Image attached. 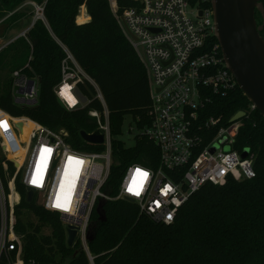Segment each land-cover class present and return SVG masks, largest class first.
<instances>
[{
  "label": "trees",
  "instance_id": "1",
  "mask_svg": "<svg viewBox=\"0 0 264 264\" xmlns=\"http://www.w3.org/2000/svg\"><path fill=\"white\" fill-rule=\"evenodd\" d=\"M26 1L45 3L46 23L37 20L24 37L0 49V72L10 67L11 75L22 69L36 75L40 80L38 102L34 106L18 104L12 93L11 77L6 83L0 77V109L11 117L28 118L61 132L77 151L102 152L103 146L89 144L80 135L98 128L89 116L91 110H102L94 87L87 81L77 85L76 94L85 107L71 111L54 93L61 81L66 49L98 85L109 111L113 160L103 191L115 197L129 165L159 164L158 148L147 137L137 136L132 147H127L121 138L128 117L139 130L151 124L145 68L106 0H0V17ZM189 1L193 7L212 9V0ZM118 2L121 9L132 5L131 0ZM261 2L264 6V0ZM83 6L89 20L78 24ZM83 17L80 15L78 20H84ZM255 18L258 27H263L260 35L264 39V17L257 11ZM210 42L218 43L215 35H211ZM27 64L31 69L25 68ZM250 106L236 86L226 95H211L202 116L219 119V127L227 126L238 112L246 114L235 148L240 152L250 150L255 177L242 182L229 179L221 186L204 185L180 207L170 225L152 221L127 199L102 200V219L96 212L97 204L89 231L94 264H264V118L258 110L250 111ZM3 161L0 148L2 177ZM16 189L21 196L20 208L32 212L52 229V237L40 239L41 225L24 224L19 219L16 232L23 241L26 257L40 264H90L78 244L67 248L60 216L46 211L36 198L28 203L27 190L19 182Z\"/></svg>",
  "mask_w": 264,
  "mask_h": 264
},
{
  "label": "built area",
  "instance_id": "2",
  "mask_svg": "<svg viewBox=\"0 0 264 264\" xmlns=\"http://www.w3.org/2000/svg\"><path fill=\"white\" fill-rule=\"evenodd\" d=\"M106 1L142 62L150 87L151 124L144 130L131 125L128 133L135 140L142 135L152 141L159 151V164H131L115 197L103 191L113 160L109 111L98 85L65 49L67 57L54 93L71 111L85 107L76 94L77 85L87 81L94 87L102 110H91L89 116L97 123L95 131L104 137L99 145L104 150L77 151L61 132L28 118L11 117L0 109V148L4 157L3 177L0 175V264H40L26 257L16 232L19 219L30 212L20 208L17 182L27 191L32 189L38 204L58 214L64 226L77 230L74 245L78 244L89 263L94 264L88 235L98 202L132 199L152 221L170 225L180 207L204 185L221 186L229 179L242 182L255 177L253 155L249 153L243 159L244 151L235 148L241 120L218 127L219 119L202 116L211 95H226L237 86L219 43L210 42L211 35H215L212 9L193 7L189 0H131L132 5L124 9L118 0ZM31 5L35 9L33 23L17 38L24 37L37 20L46 23L45 3ZM25 68L31 69L29 64ZM11 79L15 101L36 105L39 78L22 69L14 71ZM254 110L251 104L250 111ZM18 124H22L21 129ZM27 125L23 140L22 131Z\"/></svg>",
  "mask_w": 264,
  "mask_h": 264
},
{
  "label": "water",
  "instance_id": "3",
  "mask_svg": "<svg viewBox=\"0 0 264 264\" xmlns=\"http://www.w3.org/2000/svg\"><path fill=\"white\" fill-rule=\"evenodd\" d=\"M261 1L212 0V12L215 37L220 45L226 67L234 76L244 96L264 118V39L260 35L263 27H258L255 18L257 11L261 12L264 17V7ZM244 117V112H238L232 117L230 123L238 122ZM17 128L21 129L22 124H18ZM80 135L89 144L101 145L104 142V137L99 131L92 134L82 131ZM249 153L250 150L245 149L242 158H247ZM33 199L34 191L29 189L26 201L31 203ZM127 200L133 202L132 199ZM101 207V202H98L96 212L100 219H102ZM64 230L66 246L72 249L77 230L69 226H64ZM91 240L92 236L89 233L88 241Z\"/></svg>",
  "mask_w": 264,
  "mask_h": 264
},
{
  "label": "rangeland",
  "instance_id": "4",
  "mask_svg": "<svg viewBox=\"0 0 264 264\" xmlns=\"http://www.w3.org/2000/svg\"><path fill=\"white\" fill-rule=\"evenodd\" d=\"M31 2L32 1L23 2L16 8L6 11L5 14L0 17V35H2L0 37V49L4 48L9 42L20 36L23 30H26V28L33 23L35 17V9L31 5ZM82 14L85 17H88L85 7L80 10L79 16ZM11 72L12 68L10 67L5 68L0 72L2 82H9ZM131 125L136 126L131 118L128 117L125 121V125L123 127V135L121 137L127 147H132L135 145V136L128 133V128ZM27 128H29L28 125L25 126L24 131H22L21 138L23 140H25L26 138ZM17 133L20 134L19 131H17ZM22 221L24 224L32 223L35 227L41 225V232H39L38 234V237L40 239L52 237V229L50 228V226L40 222L32 213L26 212L22 217ZM32 231L34 230H30V232Z\"/></svg>",
  "mask_w": 264,
  "mask_h": 264
},
{
  "label": "crops",
  "instance_id": "5",
  "mask_svg": "<svg viewBox=\"0 0 264 264\" xmlns=\"http://www.w3.org/2000/svg\"><path fill=\"white\" fill-rule=\"evenodd\" d=\"M78 18H79V16H78ZM83 18H84V20H78V19H77V23H78V24H82V23H85V22H87V21L89 20L88 17H85V16H84Z\"/></svg>",
  "mask_w": 264,
  "mask_h": 264
},
{
  "label": "bare ground",
  "instance_id": "6",
  "mask_svg": "<svg viewBox=\"0 0 264 264\" xmlns=\"http://www.w3.org/2000/svg\"><path fill=\"white\" fill-rule=\"evenodd\" d=\"M67 89V87H65V90ZM75 103L74 99L71 100V104L73 105ZM29 127V126H28Z\"/></svg>",
  "mask_w": 264,
  "mask_h": 264
},
{
  "label": "flooded vegetation",
  "instance_id": "7",
  "mask_svg": "<svg viewBox=\"0 0 264 264\" xmlns=\"http://www.w3.org/2000/svg\"><path fill=\"white\" fill-rule=\"evenodd\" d=\"M34 196H35V194H34Z\"/></svg>",
  "mask_w": 264,
  "mask_h": 264
}]
</instances>
